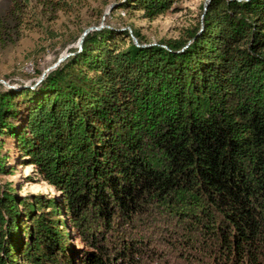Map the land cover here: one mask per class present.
Masks as SVG:
<instances>
[{
  "label": "trees",
  "instance_id": "1",
  "mask_svg": "<svg viewBox=\"0 0 264 264\" xmlns=\"http://www.w3.org/2000/svg\"><path fill=\"white\" fill-rule=\"evenodd\" d=\"M173 1L119 8L155 17ZM202 26L166 48L94 31L36 88L0 91V139L61 194L0 185V264H139L153 206L199 227L213 264H264V0H212ZM12 28L0 18V45ZM61 217L93 252L68 247Z\"/></svg>",
  "mask_w": 264,
  "mask_h": 264
},
{
  "label": "rangeland",
  "instance_id": "2",
  "mask_svg": "<svg viewBox=\"0 0 264 264\" xmlns=\"http://www.w3.org/2000/svg\"><path fill=\"white\" fill-rule=\"evenodd\" d=\"M51 1H63L67 6L59 7ZM126 1L1 0L0 18L13 27V42L0 45V91L18 90L24 86L36 88L41 75L45 72L46 76L54 70L61 57L64 62L82 50L83 43L79 49V40L90 28L92 30L87 35L102 30H113L116 33L128 31L131 37L134 36L133 32L140 34L147 47L157 45L166 48L165 41L184 38L194 28L203 25L205 12L212 0H174L167 11L155 17L148 16L145 10H135L133 6L119 8ZM13 4L19 11L15 21L11 20L13 16L10 15ZM126 39V36L119 35L120 41ZM128 44L129 40L120 45L119 49H126ZM25 114L23 108L22 115ZM13 123L19 125L20 120H14ZM0 141L4 142L1 146L2 155H7L6 170L0 174V185L8 186L9 192L17 200L32 202L39 198L45 202H59L60 191L44 182L36 168L22 159V151L15 140L4 138ZM152 208L157 209V215L142 216L143 219L147 217L148 224L138 229L139 237L145 241L152 239V242L140 246L137 263L144 264L146 259L149 260L147 264L215 263L210 255L209 243L204 241L205 237L199 227L193 225L190 233L188 221L157 206ZM61 221L65 223L68 247L79 254L83 249L93 252L77 238L65 217H61ZM173 228L176 232L172 234ZM149 230L151 234H148ZM182 234L181 238L179 235ZM169 238L176 240L170 242Z\"/></svg>",
  "mask_w": 264,
  "mask_h": 264
},
{
  "label": "water",
  "instance_id": "3",
  "mask_svg": "<svg viewBox=\"0 0 264 264\" xmlns=\"http://www.w3.org/2000/svg\"><path fill=\"white\" fill-rule=\"evenodd\" d=\"M92 29L90 28V29H88L87 31H85L84 33H83V35L81 36V38H80V40H79V49H81V46H82V43H83V38L87 35V33L89 32V31H91ZM95 30H98V28H95ZM132 40H133V42H134V44L136 45V46H138V47H147V46H140L139 44H138V42H137V40L134 38V37H132ZM64 59H63V57H61V59H59L58 60V62H57V64L59 65V63H61L62 61H63ZM57 67V65H55V68ZM45 72L41 75V78L38 80V82H37V85L40 83V82H42L43 81V79L45 78ZM26 86H24V87H21V88H19V89H23V88H25Z\"/></svg>",
  "mask_w": 264,
  "mask_h": 264
}]
</instances>
